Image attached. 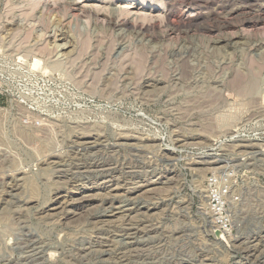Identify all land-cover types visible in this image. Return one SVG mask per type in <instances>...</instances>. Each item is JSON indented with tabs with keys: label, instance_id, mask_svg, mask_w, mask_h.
I'll list each match as a JSON object with an SVG mask.
<instances>
[{
	"label": "rangeland",
	"instance_id": "1",
	"mask_svg": "<svg viewBox=\"0 0 264 264\" xmlns=\"http://www.w3.org/2000/svg\"><path fill=\"white\" fill-rule=\"evenodd\" d=\"M27 4L0 0V264H40L27 248L30 241L39 246L61 243L52 251L50 264H116L109 244L100 248L105 254L91 247L82 257L76 255L79 248L88 249L83 239L92 232L101 228L95 235L106 233L107 226L95 227L87 215L101 212L98 194L105 190L94 183L105 178L108 169H114L115 178L108 186L119 185L120 200L114 201L116 207L105 208V222L128 219L131 207L123 198L125 188L168 171L179 176L155 186L161 190L152 199L139 198L143 206L138 215H131L157 234L142 247L149 258L135 257L128 264H248L243 253L214 244L215 237L203 225L200 196L212 192L218 168L228 164L221 176L236 188V210L244 214L243 221L258 218L241 232L234 228L233 237L245 238L242 231H264L258 229L264 226V153L247 159L237 147L264 146V1L169 0L158 9H166L172 18L153 17V28L144 33L121 25L116 0L104 1L97 16L79 18H72L63 3L42 17L36 11L33 20L23 13ZM150 5L141 6L156 8ZM188 9L199 18L184 25L182 13ZM41 47L57 52L42 53ZM35 59L40 66L33 70ZM83 137L94 142L82 144ZM117 137L126 140L117 146L119 155H113ZM97 147L96 156H83L85 164H97L102 175L92 172L95 168L84 170L78 159L65 157L63 167L46 160L76 149L96 152ZM214 159L223 163L198 171L200 161ZM20 171L33 189L28 182L9 188L7 177ZM59 193L67 195V201H55ZM188 198L193 199L190 206L184 205ZM154 202L159 207L147 216ZM209 208L203 211L207 216ZM119 237L116 247L132 250ZM261 253L257 264H264Z\"/></svg>",
	"mask_w": 264,
	"mask_h": 264
},
{
	"label": "bare ground",
	"instance_id": "2",
	"mask_svg": "<svg viewBox=\"0 0 264 264\" xmlns=\"http://www.w3.org/2000/svg\"><path fill=\"white\" fill-rule=\"evenodd\" d=\"M25 1H28V4H27V8L24 9V15L27 16V17H30L31 19L34 20L33 17H35L36 15V11H39V14L41 13V17H42V14L44 11H53L55 9H57L59 7L58 4H65L63 6H68V9L70 10V16L73 18H79V17H83V16H90V15H93L95 14V16H97V14H99V12H102L103 11V3L104 1H110V0H70L72 2L70 3H67L68 0H25ZM130 2L129 3H124L121 2V0H116V2H119L121 5L118 7L119 9V12H120V15L122 16L121 17V25L124 26V27H132L134 29H138L140 32H147L149 29L153 28V26L151 25L150 20L154 17H161L163 19H166V20H169L172 18V14L169 13V11H167L166 9L164 8H160L158 9L159 7H163V5L166 4L167 1L169 0H141V3L139 4H135L133 3L134 0H129ZM164 1V2H163ZM198 1V0H197ZM248 1H254V0H248ZM259 1H264V0H259ZM200 2V1H199ZM151 3V7L152 6H156L155 9H150V10H147L145 9V7H142L141 5L142 4H149ZM107 5V4H106ZM156 13V14H154ZM119 14V13H118ZM182 17H183V24L184 25H190V24H194V22H196L199 18L198 14H195L193 11L191 10H187L185 13H182ZM227 15V14H226ZM39 16V17H40ZM100 16V15H99ZM262 16V15H261ZM40 17V19H41ZM103 17V16H102ZM26 19V18H24ZM260 19V18H259ZM104 21V20H103ZM158 21V20H157ZM172 21V20H171ZM251 21V20H250ZM20 23V22H19ZM173 24V22H171ZM10 24H12V22H9L8 25L10 26ZM15 24V23H14ZM169 24V23H168ZM223 25V24H222ZM17 27V26H16ZM190 27V26H189ZM9 30H12L9 29ZM8 30V31H9ZM7 31V32H8ZM138 32V31H137ZM57 33V32H55ZM139 33V32H138ZM55 38V37H54ZM59 38V37H58ZM232 38V37H231ZM6 41V40H5ZM227 43V42H226ZM60 47V46H59ZM54 48V47H53ZM57 52V49L54 48ZM59 49V48H58ZM53 50V49H52ZM48 51L46 50L45 47H41V49L39 50L40 52L44 53H48L50 52L54 54V51ZM49 54V55H50ZM183 62V61H182ZM40 66V60L39 59H35L34 63L32 64V69H37L39 68ZM160 82V81H159ZM224 88V87H223ZM28 124V123H27ZM30 127L32 129L35 128V124H32L30 123ZM51 124V123H50ZM43 125V124H42ZM41 127V126H40ZM38 128V127H37ZM79 128V127H78ZM39 129V128H38ZM37 129V130H38ZM34 132V131H32ZM28 133V132H27ZM25 135V134H24ZM39 138V137H38ZM52 138V137H51ZM84 138V137H83ZM95 139V138H94ZM47 140V139H46ZM84 141L82 142L81 140V143L82 144H90V143H87L90 139L88 138H84L83 139ZM126 138H123L119 140V137L116 138L115 142H114V146L112 147L111 149V153L113 155H119L120 153V148H118L117 146L118 145H122L123 141H125ZM25 141H26V138H25ZM91 141V140H90ZM91 142H94V141H91ZM27 143V142H26ZM29 143V142H28ZM77 143V142H76ZM80 143V144H81ZM95 143H97L95 141ZM106 143V142H105ZM81 144V145H82ZM100 144V143H99ZM113 144V143H112ZM135 144V143H133ZM116 145V146H115ZM69 146V145H68ZM86 146V145H85ZM89 146V145H88ZM91 146V145H90ZM93 148H94V144H92ZM104 146V145H103ZM239 147L242 151L241 153L245 156H248L247 159H255L256 157L258 156H262L263 153H264V146L262 145H255V144H248V146H237ZM136 148V147H135ZM247 149L249 151H246L244 149ZM103 150V149H102ZM109 150V149H108ZM110 151V150H109ZM100 153V147H97L96 148V152L95 151H91L89 153H83L82 151H80L79 149H76L75 151H71L70 153H67L64 157H61L59 155L58 156H48V158L46 159L47 161H51L50 163L53 164L54 166H61L63 167V162H64V159L65 157H68L69 159H78L80 162H82V165L84 166L83 169L84 170H88L89 171V168H95L92 170V172H100V171H96V169L98 168L96 165L93 164V166H90L88 164H85V161H87L86 158H84L85 156H83L84 154H88V155H97ZM64 154V153H63ZM242 155V156H243ZM15 156V155H14ZM41 156V155H40ZM100 156V155H99ZM47 157V156H46ZM93 157V156H92ZM244 157V156H243ZM40 158V157H39ZM94 158V157H93ZM20 159V158H18ZM38 159V157H37ZM116 159V158H114ZM113 159V160H114ZM95 160V159H94ZM99 160V159H98ZM101 160V159H100ZM241 160V159H240ZM239 160V161H240ZM246 160V159H245ZM96 161V160H95ZM116 161V160H115ZM199 161V160H198ZM43 162V161H42ZM75 162V161H74ZM77 162V160H76ZM90 162V161H89ZM88 162V163H89ZM98 162H102V161H98ZM96 162V163H98ZM201 163H198V171L201 172V173H204V172H207L208 171V167L209 165H215V164H221L223 163L222 161H219V159H214L212 161H200ZM49 163V162H48ZM50 163L48 165H50ZM104 163V162H102ZM106 163V162H105ZM118 163V162H117ZM226 163V162H225ZM238 163V162H237ZM47 164V163H46ZM65 164V163H64ZM70 164V163H69ZM193 164V163H192ZM47 165V166H48ZM68 165V164H67ZM88 165V166H87ZM100 165V164H99ZM103 165V164H102ZM115 165V164H114ZM226 165V164H225ZM228 165V164H227ZM226 165V166H227ZM20 166V164H19ZM53 166V167H54ZM220 166H223V165H220ZM226 166H223L221 168H218L220 171L217 175V181L215 182V187L213 188V192H212V196H214V200L213 202L217 201V205L216 207H219L221 210H225V207H228V219H225L227 221H229L230 223V229H228V231L226 232H222L223 235L221 238L219 239H216L214 238V244H218L217 246H220L221 245L223 246V248H225L226 250H233L234 252L238 253H243V255H245L248 260V264H257V261L258 259L260 258L261 255H263V247H264V231L262 232H257V233H254V231H250V233L248 234H244L243 231H242V236H244L245 238H242L240 239V237H233L232 235V231L234 228H236L237 230H243V229H246L245 226L248 225V223L250 221H253L255 222L256 219L258 220V218H254L253 220L251 219H248V221H243V215L241 216V212H239L240 210H236V207L238 208V205L237 203L233 202V197L235 195V193L237 192L236 188H234L233 186L232 187H229L231 185V182H229L230 180L227 179V181L224 182V175L221 176L222 174H225L227 173V170H228V167L226 168ZM50 167V166H48ZM80 167V165H79ZM103 167H106L105 166H102L101 168ZM108 167V166H107ZM114 167V166H113ZM9 168V167H8ZM65 168V167H64ZM69 168V167H68ZM78 168V167H77ZM88 168V169H87ZM210 168V167H209ZM217 167H215L216 169ZM48 169V168H47ZM67 169V168H66ZM99 169V168H98ZM118 169V168H117ZM91 171V170H90ZM109 169H108V175H106L105 178H102L101 180H99V183L97 184L94 183L95 185H97L96 187L100 186V188L98 189L100 191V189H104V195L102 194H98L100 195L98 197L99 199V202H100V213L97 211L96 212H91L89 211V214L87 215L88 219L91 220L93 222V224L95 225V227H97L96 225H101L103 226V228H105L107 226V230H104V232H106L105 234H102L101 231L98 233H96L95 235V232L97 230H100V229H97L96 231L92 232V234H90V236L87 238V239H83V243H86L85 245L89 246L88 249H86L85 247H83L82 249H78L76 251V255L77 256H80L82 257L83 255H85L86 253H89L88 250H91L92 248L91 247H96V248H101L102 245H106V244H109L111 245V248L110 250H108V252L110 251V255L112 256V259L113 263H116V264H128L130 261H134V259L132 260V258H138V260L142 259L145 257V254L144 253V250L142 247L145 246V244H149L148 241L151 240L153 238V236H150V235H153L152 233H156V229L154 230H147L146 227L143 226V221L144 220H141V218H136V216L134 215H131L132 213H138L140 211V207L143 206V204H141L139 202V198L141 197H145L146 199H152L153 196L156 194L157 190H159V187L156 188L155 186L157 185H165L164 182L167 181V182H170V181H173V179H177L179 176H175L173 175V172H166V173H163L162 176L158 177L157 179L155 180H147L145 182H143L142 185H133V187H130V188H125V193H123V198L125 197V199L127 200V202L129 203V206L131 208H129V212L130 215H128V219L126 218L125 222L123 221H120L118 218V221H114V220H109L108 221H102V215L103 213H105V208H107L108 206L109 207H113L115 204H114V201L116 199L119 198L120 196V193H119V185L117 187V185H111V186H108V184L112 183L114 181V176H112V174H114V169L111 170V173H109ZM25 172V171H24ZM22 171L20 172H17L16 174H13L11 177H7V180H8V185H9V188L10 189H18L20 187L23 186V184L25 182H28V179H26L28 176ZM85 172V171H84ZM104 172V171H103ZM153 172V171H152ZM62 173V172H61ZM87 173V172H85ZM66 174V173H65ZM100 174V173H99ZM106 174V173H105ZM93 175V174H92ZM102 175V174H100ZM203 175V174H202ZM226 175V174H225ZM127 176V175H126ZM208 176V175H207ZM229 176V175H228ZM96 177V176H95ZM227 177V176H226ZM108 179V180H107ZM175 179V181H176ZM164 180V182H163ZM179 180V179H178ZM181 180V179H180ZM184 180V178L182 179ZM229 180V181H228ZM36 181V180H35ZM129 182V181H128ZM107 183V184H105ZM166 183V182H165ZM171 183V182H170ZM203 183V182H202ZM225 183L228 184L227 186V191L225 193V195L222 193V189L223 188H226L224 187L225 186ZM4 184V183H3ZM31 184V188L33 189V186H32V183H29ZM114 184H117V183H114ZM167 184V183H166ZM35 186V184H33ZM126 185V184H125ZM214 185V184H213ZM121 186V185H120ZM93 187V186H92ZM79 188V187H78ZM123 188V187H122ZM206 188V187H205ZM124 189V188H123ZM165 189V188H164ZM72 190V189H71ZM97 190V189H96ZM143 190V192H141ZM161 190V189H160ZM159 190V191H160ZM163 190V188H162ZM209 190V189H207ZM239 190V189H238ZM77 191H80L79 189ZM124 191V190H123ZM236 191V192H235ZM98 192V191H97ZM138 192V193H137ZM141 192V193H139ZM210 191H207L206 193L208 194V196H200L201 198V202H202V208H201V213L202 216L206 215V218H204L203 220V225L204 226H207L208 227V230L210 232L211 235H213V231L214 229H218L220 230L219 226L216 224L217 222V219L215 220L214 218V214H213V211L210 209V211L208 212V216L207 214H204V209L205 207H209L210 204H208V202H211L212 200V197H211V193H209ZM240 192V190H239ZM7 193V192H5ZM241 193V192H240ZM38 194V193H37ZM119 194V195H118ZM14 195V194H13ZM87 195V194H86ZM97 195V196H98ZM206 195V194H205ZM32 196V195H30ZM35 196V195H33ZM82 196V195H81ZM80 196V197H81ZM93 196V194H92ZM91 196V197H92ZM96 196V197H97ZM238 196V195H237ZM37 197V196H36ZM68 198V196L66 195H61V193L59 194H56L55 196V201H60V200H66ZM82 198V197H81ZM84 198V197H83ZM89 198V197H87ZM94 198V197H92ZM122 198V199H123ZM156 198V197H155ZM233 199V200H232ZM54 200V199H53ZM76 200V198H75ZM84 200V199H83ZM120 200V198H119ZM30 201H33V199H31ZM67 201V200H66ZM154 201V200H153ZM26 202V201H25ZM60 202H63V201H60ZM123 202V201H122ZM159 202V201H158ZM161 202V201H160ZM183 202V201H182ZM193 202V199L192 198H188L184 205L186 204L187 206H190ZM64 203V202H63ZM69 203V202H68ZM67 203V204H68ZM143 203V202H142ZM66 204V203H65ZM114 204V205H113ZM158 203L157 202H154L152 203L151 206H153L152 208L148 209L147 208V216H148V213L150 211H153L156 210L159 206L157 205ZM180 204V203H179ZM62 206V205H61ZM117 206V204H116ZM114 206V207H116ZM240 206V205H239ZM55 208V207H54ZM92 208V207H90ZM95 208V207H94ZM118 208V207H117ZM240 208V207H239ZM61 209V208H60ZM63 210V209H62ZM103 210V211H102ZM108 211V209H106ZM64 211V210H63ZM93 211V210H92ZM117 211V210H116ZM121 211V210H120ZM128 211H125V212H128ZM215 211V210H214ZM91 212V213H90ZM152 212V213H153ZM68 213V212H67ZM102 214V215H101ZM106 214V213H105ZM145 214V215H146ZM4 215V214H3ZM138 215V214H137ZM141 215L143 217L148 218L144 215V213ZM150 215V214H149ZM152 215V214H151ZM153 216V215H152ZM203 216V217H204ZM5 217V216H4ZM125 217V215L123 216ZM246 218V217H244ZM122 219V218H121ZM143 219V218H142ZM224 219V218H223ZM262 218L259 217V221L260 223H262ZM104 220V219H103ZM148 220V219H147ZM171 220V219H170ZM255 220V221H254ZM120 221V222H119ZM121 225L122 223V226L121 227L122 229L120 230H116L119 226V224ZM147 222V221H146ZM257 222V221H256ZM91 223V222H90ZM104 224V225H103ZM253 224V223H252ZM259 224V223H258ZM252 227H254V224L251 225ZM256 226V225H255ZM151 229L153 227V225L149 226ZM264 226H259L258 229H263ZM98 228V227H97ZM148 228V227H147ZM154 228V227H153ZM158 228V227H157ZM172 229V228H171ZM248 229V228H247ZM159 231V230H158ZM14 232V231H13ZM238 232V233H240ZM160 233H163V232H160ZM117 234L120 235V237L124 240H126L127 242H125L126 245H128V247L132 250H130L129 248V252H124L123 249L125 247H120V248H117L116 245H117V242L115 241V238L117 237ZM157 234V233H156ZM184 234V233H183ZM182 234V235H183ZM167 235V234H166ZM156 236V235H155ZM30 237V236H29ZM119 237V238H120ZM148 237V239L146 240L145 238ZM159 237V236H158ZM31 238V237H30ZM37 239V238H35ZM157 239V238H155ZM27 240V239H26ZM32 240V239H30ZM34 240V238H33ZM121 240V239H120ZM122 241V240H121ZM160 241V240H159ZM43 242V241H42ZM120 242V241H118ZM124 242V241H123ZM150 242V241H149ZM153 243V241H151ZM167 242V241H166ZM31 245L28 246V250L31 249L30 253H31V256H33V258H36L37 257V260L40 261L41 263L40 264H50V262L53 260V257L54 255L52 254L53 252H55L56 250L59 249V247L61 246V243L58 241H54L53 243H49V244H46L45 242L44 243H41L40 246H39V243H37V241L35 243H33V241H30ZM82 243V244H83ZM121 246L123 245L122 242H120ZM220 244V245H219ZM76 245V244H75ZM26 246V245H25ZM152 246V245H151ZM156 246V245H155ZM71 247V246H70ZM110 247V246H109ZM146 247V246H145ZM26 248V249H27ZM90 248V249H89ZM106 248V247H105ZM39 249H42V251H39ZM104 249V248H103ZM145 249V248H144ZM220 249V248H219ZM225 249H223L225 251ZM263 251H262V250ZM95 250V249H93ZM105 250V249H104ZM104 250H101L100 249V254L103 253L105 254L104 252H107V251H104ZM126 250V249H125ZM146 250V249H145ZM198 250V249H197ZM46 251H51L49 252L48 254V259L45 257V252ZM53 251V252H52ZM98 252V251H97ZM98 252V253H99ZM226 252V251H225ZM261 253V255H260ZM62 254V253H61ZM227 254H229V252H227ZM226 255V257H229V255ZM231 254V253H230ZM109 255V256H110ZM75 256V257H77ZM150 256V255H149ZM148 257V255L146 256V258ZM32 258V259H33ZM78 258V257H77ZM149 258V257H148ZM152 258V257H150ZM155 258V257H154ZM80 259V258H79ZM94 259V258H93ZM104 259V258H103ZM102 259V260H103ZM163 259V258H162ZM204 259V258H203ZM28 260V259H27ZM49 260V261H48ZM108 261V259H106ZM144 260V259H142ZM150 260V259H149ZM152 260V259H151ZM25 261V260H24ZM48 261V262H47ZM81 261V260H80ZM154 261V260H153ZM112 262V260H111ZM139 262V261H138ZM141 262V261H140ZM139 262V263H140ZM144 262V261H142ZM150 262V261H149ZM132 263H136V262H132ZM154 263V262H153ZM156 263V262H155ZM138 264V263H136ZM144 264V263H143ZM149 264V263H148ZM224 264V262H223ZM228 264V263H226Z\"/></svg>",
	"mask_w": 264,
	"mask_h": 264
},
{
	"label": "built area",
	"instance_id": "3",
	"mask_svg": "<svg viewBox=\"0 0 264 264\" xmlns=\"http://www.w3.org/2000/svg\"><path fill=\"white\" fill-rule=\"evenodd\" d=\"M211 191L213 192L212 188H211ZM212 192H211L210 195H213ZM212 197H214V196H212ZM213 200H214V198H212L211 202L209 203L210 204L209 205V207H210L209 211H210V209L213 211L214 218H215V220L217 219V221H216L217 223L216 224L219 226L220 231L226 232V231H228V229H230V226H231L229 221L225 220V219H228V216H227L229 214L228 213V207H225V210L224 209L221 210L219 207H216L217 201L213 202Z\"/></svg>",
	"mask_w": 264,
	"mask_h": 264
},
{
	"label": "water",
	"instance_id": "4",
	"mask_svg": "<svg viewBox=\"0 0 264 264\" xmlns=\"http://www.w3.org/2000/svg\"><path fill=\"white\" fill-rule=\"evenodd\" d=\"M222 235H223V233H222L220 230H218V229H214V231H213V236H214L216 239L221 238Z\"/></svg>",
	"mask_w": 264,
	"mask_h": 264
}]
</instances>
